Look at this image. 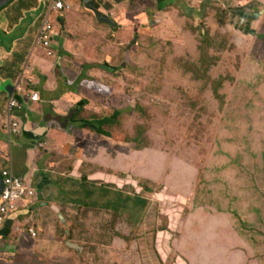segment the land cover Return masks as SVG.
<instances>
[{
    "label": "rangeland",
    "instance_id": "rangeland-1",
    "mask_svg": "<svg viewBox=\"0 0 264 264\" xmlns=\"http://www.w3.org/2000/svg\"><path fill=\"white\" fill-rule=\"evenodd\" d=\"M179 9L181 25L139 22L128 66L91 80L78 81L77 70L69 76V86L94 99L82 98L86 109L75 116H106L118 148L133 146L126 140L135 125L142 136L119 152L90 131L104 144L102 165L87 160L80 174L101 177L61 196L78 197L80 221L54 264H264V3L181 0ZM58 13L48 14L53 24ZM91 81L109 93L92 90ZM143 163L146 170L119 177Z\"/></svg>",
    "mask_w": 264,
    "mask_h": 264
},
{
    "label": "crops",
    "instance_id": "crops-1",
    "mask_svg": "<svg viewBox=\"0 0 264 264\" xmlns=\"http://www.w3.org/2000/svg\"><path fill=\"white\" fill-rule=\"evenodd\" d=\"M201 2L191 0V6ZM132 3L139 8L136 14ZM69 4L72 11L54 17L57 38L52 57H46L34 43L42 22L35 0H14L0 11V158L7 166L3 169H11L36 193V197L17 201L16 210L0 226V264H54V259L62 263L67 254L63 240L69 243L71 228L80 220L78 197L64 202L61 196L83 181V162L99 160L102 165L104 144L96 143L90 131L114 146L104 129L111 122L99 124L106 116L94 120V114H85L88 120L82 113L76 118L72 115L75 106L86 109L82 98L92 96L79 91L82 86H69L70 74L77 70L76 78L81 81L118 71L132 60L136 47L133 34L140 32L139 22L147 26L156 23L155 30L180 22L181 0H69ZM148 19L153 20L144 23ZM57 30L63 31L58 34ZM8 85L11 95L5 90ZM31 92H36L39 100L31 101ZM10 96L23 106L22 112L11 114L20 124L16 134L8 132L5 107ZM96 174L87 177L89 184L101 177ZM61 180L63 191L59 190Z\"/></svg>",
    "mask_w": 264,
    "mask_h": 264
},
{
    "label": "built area",
    "instance_id": "built-area-1",
    "mask_svg": "<svg viewBox=\"0 0 264 264\" xmlns=\"http://www.w3.org/2000/svg\"><path fill=\"white\" fill-rule=\"evenodd\" d=\"M42 8H44L45 13H42V22L38 27V32L35 35L34 43L37 47L41 48L45 55L51 57L54 55L52 49V37L54 36L53 23L48 19V14L52 11L63 12L71 8V5L67 0H37ZM29 99L33 102L39 100L38 94L36 92H31ZM23 110L22 104L10 96L7 100L5 107L6 115L8 116L7 125L8 132L11 134H16L20 129L18 118L13 113H20ZM0 176L2 178V190L0 192V226L5 221V218L16 210V202L24 198H33L36 193L33 189L27 187L22 179L14 174L11 169H2L0 171ZM29 233L35 236L34 231L29 228Z\"/></svg>",
    "mask_w": 264,
    "mask_h": 264
},
{
    "label": "trees",
    "instance_id": "trees-1",
    "mask_svg": "<svg viewBox=\"0 0 264 264\" xmlns=\"http://www.w3.org/2000/svg\"><path fill=\"white\" fill-rule=\"evenodd\" d=\"M89 88H92V90H94V91H96V92H99V93H109V91H110V89L106 86V85H104V84H100V83H98V82H96V81H91V85H89L88 86ZM80 110H82V108L81 107H78V106H75V108H74V111H80ZM72 115H74V114H72ZM92 116V114H90L89 115V117H91ZM99 115H95V116H92L91 118H95L94 120H97V119H99L100 117H98ZM74 118H76V116L74 115ZM88 120H90L89 118H87ZM88 123H90V121L88 122ZM136 127H134V133H133V136H130V138H128V140H126L127 142H131L132 144H133V146H131V148H129V149H126V150H131L133 147L135 148L136 147V145L139 143V140H140V136H142V134H141V127H139L140 125H135ZM113 138L115 139V140H118V141H123V142H126V141H124V139L122 138V137H120L119 138V136H117L115 133H113ZM117 149L119 150V152H122V151H124V149H122V148H118L117 147ZM114 153H116V151H114ZM133 164H135V163H133ZM144 166V169L146 170V168L147 167H149V165H147V164H145V163H143L142 164V166H141V168L140 169H137V168H133V167H131V166H128V168H122V169H124V171L122 172V174L120 173V172H118V175H119V177L121 178V179H125V177H126V175H129L130 174V172H132V171H140L141 169H142V167ZM130 167V168H129ZM133 168V169H132ZM126 169V170H125ZM118 170H120V169H118V167H117V169L116 170H113V171H118ZM144 170V171H145ZM125 172H127V174H124ZM133 174H136L139 178H142V179H146V178H148V179H150V177L149 176H147V175H144V173L142 174V175H139V174H137L136 172L135 173H133ZM124 177V178H123ZM82 182H87V180H86V175L85 174H83V181ZM108 187L109 186H102L101 187V189L104 191V192H106L107 190H108ZM125 187H128V186H125ZM124 187V188H125ZM129 189H130V187H129ZM106 190V191H105ZM145 191H151V189H147V188H145ZM120 195H122V192L121 193H119ZM117 196L118 197V199L119 200H121V196ZM134 196H136V195H133V197ZM130 199V197H125L124 198V200L125 201H127V200H129ZM134 201L136 202V203H145V200L143 199V198H141L140 196H136L135 197V199H134ZM118 210H120L119 208H118ZM139 210V209H138ZM130 211H136V210H130Z\"/></svg>",
    "mask_w": 264,
    "mask_h": 264
},
{
    "label": "water",
    "instance_id": "water-1",
    "mask_svg": "<svg viewBox=\"0 0 264 264\" xmlns=\"http://www.w3.org/2000/svg\"><path fill=\"white\" fill-rule=\"evenodd\" d=\"M12 1H14V0H0V11L3 10L5 7H7ZM5 90H6V92H7L9 95L12 94V89H11V86H10V85L6 86ZM106 122H109V121H107V119H104V120H101V121L99 122V124H101V123H106ZM108 137H110V140H111V142L113 143V140H112L111 136H108ZM2 187H3V184H2V178H1V176H0V192H1V190H2Z\"/></svg>",
    "mask_w": 264,
    "mask_h": 264
},
{
    "label": "clouds",
    "instance_id": "clouds-1",
    "mask_svg": "<svg viewBox=\"0 0 264 264\" xmlns=\"http://www.w3.org/2000/svg\"><path fill=\"white\" fill-rule=\"evenodd\" d=\"M54 55H55V53H54ZM8 216H9V215H8ZM8 216H7V217H8ZM7 217H6V218H7ZM6 218H5V219H6Z\"/></svg>",
    "mask_w": 264,
    "mask_h": 264
}]
</instances>
